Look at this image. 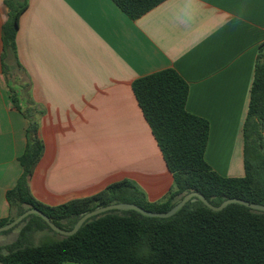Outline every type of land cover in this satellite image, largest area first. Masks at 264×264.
Listing matches in <instances>:
<instances>
[{
	"label": "crops",
	"instance_id": "obj_1",
	"mask_svg": "<svg viewBox=\"0 0 264 264\" xmlns=\"http://www.w3.org/2000/svg\"><path fill=\"white\" fill-rule=\"evenodd\" d=\"M7 18L0 0V219L9 214L5 193L22 173L27 142L9 86L22 107L42 112L44 150L29 188L46 205L122 180L150 202L166 195L172 175L132 91L134 80L165 69L186 82L187 112L209 124L205 161L221 176L244 175L242 126L264 44V0H164L136 20L111 0H28L16 58L6 59L24 79L18 85L1 62Z\"/></svg>",
	"mask_w": 264,
	"mask_h": 264
},
{
	"label": "trees",
	"instance_id": "obj_2",
	"mask_svg": "<svg viewBox=\"0 0 264 264\" xmlns=\"http://www.w3.org/2000/svg\"><path fill=\"white\" fill-rule=\"evenodd\" d=\"M111 1L136 20L164 0ZM4 3L8 18L1 28V62L7 73L10 66L6 59L16 58L19 17L28 0ZM9 90L13 108L27 120V142L18 158L22 173L5 193L9 214L0 219V227L36 209L57 227L69 231L81 216L105 206L131 203L163 213L191 192L201 194L213 206L232 198L264 205V44L259 47L242 126L244 175L239 178L221 176L205 161L209 124L185 109L188 86L175 70H161L133 81L137 104L173 179L171 189L155 202L148 201L143 190L129 180L57 206L37 200L29 180L44 150L38 136V116L42 112L22 107L19 92L12 86ZM19 226L16 239L0 246V264H264V212L240 204H229L215 212L192 198L169 218L111 210L89 218L69 237L52 231L38 215H29L0 235ZM42 231L59 238L32 244L33 235Z\"/></svg>",
	"mask_w": 264,
	"mask_h": 264
},
{
	"label": "water",
	"instance_id": "obj_3",
	"mask_svg": "<svg viewBox=\"0 0 264 264\" xmlns=\"http://www.w3.org/2000/svg\"><path fill=\"white\" fill-rule=\"evenodd\" d=\"M192 198L199 199L207 208H209L210 210L215 211V212L223 210L229 204H240V205H243V206H245L249 209H252L254 211L264 212V205L249 203L247 201H244L241 199H234V198L226 199L220 205L213 206L209 202H207V200L201 194H199L197 192H191L189 194H186L182 198V200H180L172 209H170L167 212H163V213L146 211V210L142 209L141 207H138L137 205L131 204V203H119V204H113V205L105 206V207L93 210V211L86 213L83 216H81L78 219V221L75 223L73 228L69 231L62 230L59 227H57L56 225H54L49 220V218L46 215H44L42 212H40L39 210L29 209V210L25 211L23 214H21L18 218H16L11 223H8L7 225L0 227V232L7 231V230L13 228L14 226H16L18 223H20L24 218H26L29 215H38L39 217H41L43 219V221L50 227V229L52 231H54L55 233H57L63 237H69V236L74 235L79 230V228L83 225V223L86 220H88L89 218H91L93 216H97V215L105 213V212H108V211H111V210H119V211L134 210V211H136V212H138V213H140L146 217L169 218V217L173 216L180 208H182Z\"/></svg>",
	"mask_w": 264,
	"mask_h": 264
},
{
	"label": "rangeland",
	"instance_id": "obj_4",
	"mask_svg": "<svg viewBox=\"0 0 264 264\" xmlns=\"http://www.w3.org/2000/svg\"><path fill=\"white\" fill-rule=\"evenodd\" d=\"M9 61H11V60H8L6 62L7 65H9ZM12 65L10 66V68L13 67ZM7 76L9 78V80L11 81V83L14 84V85H18V84H20L24 80L21 77V74L19 73V71L15 70V69L13 71H11V72L9 71L8 74H7ZM19 230H20V226L14 228L8 234L0 235V239H2V238L5 239L4 242L0 243V246L6 245V243H8V242H12L17 237ZM55 238H59V237L56 236L55 234L49 232V231L38 232V233H35L33 235L32 244H40V243H43V242H48V241L54 240Z\"/></svg>",
	"mask_w": 264,
	"mask_h": 264
}]
</instances>
